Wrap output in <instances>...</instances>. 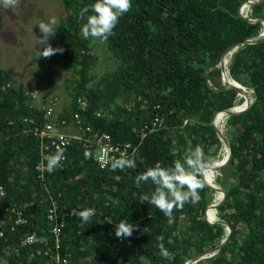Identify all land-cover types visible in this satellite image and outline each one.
<instances>
[{
	"label": "trees",
	"instance_id": "trees-1",
	"mask_svg": "<svg viewBox=\"0 0 264 264\" xmlns=\"http://www.w3.org/2000/svg\"><path fill=\"white\" fill-rule=\"evenodd\" d=\"M246 1L131 0L115 35L102 43L80 34L86 22L80 11L95 0H62L67 12L50 44L63 52L43 58L66 73L67 98L61 108L59 95L33 98L22 83L15 84L13 69L0 66V184L8 193L0 198V264H184L221 243L228 232L221 222L232 227L229 242L197 264H264V41L243 43L232 55L229 70L243 85L240 97L223 83L220 67L231 45L263 32L262 22L241 15ZM248 16L264 19V0L251 6ZM2 27L0 14V35ZM98 47L104 54L96 52ZM102 58L111 67L98 74ZM244 87L254 100L225 124L232 158L216 179L226 191L217 207L219 222L206 219L219 192L205 181L200 201L175 210L171 220L140 202L141 194L154 186L149 182L137 188L134 179L156 162L170 166L197 145L212 163L224 157L212 119L217 111L241 104ZM50 106L53 117L48 116ZM76 113L84 126L110 134L115 144H128L136 167L102 169L95 148L73 140L64 149L67 159L61 168L51 174L38 171L47 151L35 128L73 124ZM26 119L35 123L28 126ZM223 124L224 119L221 130ZM214 175L208 169L211 179ZM54 206L59 234L48 216ZM84 208L95 210L87 224L72 215V209ZM121 220L139 230L117 238L115 226ZM31 236L36 240L24 244ZM161 242L174 259L160 255Z\"/></svg>",
	"mask_w": 264,
	"mask_h": 264
},
{
	"label": "clouds",
	"instance_id": "clouds-1",
	"mask_svg": "<svg viewBox=\"0 0 264 264\" xmlns=\"http://www.w3.org/2000/svg\"><path fill=\"white\" fill-rule=\"evenodd\" d=\"M19 3L20 0H0V7L11 9L18 7ZM131 8V0H95L94 3L82 8L80 11L81 19H85L86 16V22L83 23L80 30L81 36L84 39L93 38L102 43L107 42L109 37L115 35L114 30L120 18L128 13ZM56 25L57 20L55 17L51 18L48 22L41 21L38 23V28L42 35L36 38V44L42 50L38 51L37 58L43 57L48 59L57 53L62 54V48H53L49 43V38L56 35ZM84 156L85 159H90L92 154L85 150ZM65 159V150L58 147L54 154L43 157V171L49 174L53 173L62 167V162ZM221 159L218 160L221 161ZM224 159L225 157H223ZM211 163L212 161L206 158L203 148L199 145L194 148L189 146L183 158L177 159L170 166H163L160 162H156L153 167H149L134 179L137 188L141 187L142 183L148 184L149 182L154 186V190L150 193L141 194L140 202H146L154 206L165 217L171 220L175 210H182L185 204H197L200 201V191L205 186L203 176L208 171ZM110 167L112 171H116L117 169L120 171L134 169L136 167V161L134 158L122 154L119 158L113 157L110 160ZM37 170H41V166L38 165ZM216 172L219 173L218 171ZM115 179L119 181L120 177L116 176ZM7 194L5 190V196ZM112 202L114 204L119 203L118 200H113ZM94 212L95 210L93 208H84L82 210L72 209V215L78 217L85 224L90 222ZM211 224L215 223L213 222ZM136 230H139L138 225L131 224L127 220H121L115 226V236L119 239L128 238ZM143 231H147V229L145 228ZM159 249L160 255L164 259H174L173 254L164 247L163 242L159 244Z\"/></svg>",
	"mask_w": 264,
	"mask_h": 264
},
{
	"label": "rangeland",
	"instance_id": "rangeland-1",
	"mask_svg": "<svg viewBox=\"0 0 264 264\" xmlns=\"http://www.w3.org/2000/svg\"><path fill=\"white\" fill-rule=\"evenodd\" d=\"M66 12L62 0H20L18 7L11 9L0 7L3 21L0 35V66L5 69H13L15 84L22 83L30 96H33L36 90L39 91V94L36 93L38 97L39 95L51 97L54 93L59 95L60 108L65 105L67 98V90L64 83L66 73L54 68L43 57L37 58L38 51L42 49L36 44V38L42 35L38 28L39 22H48L55 17L57 29ZM248 12H250V9L246 10L244 14L248 15ZM52 38H49V43H51ZM97 51L98 53L104 52L101 47L96 48ZM106 61L107 58L99 59L95 68L98 74L108 71L111 67ZM244 88L246 96L247 88ZM243 99L242 102H247L246 98ZM221 131L225 135L226 127L224 126ZM223 149H225L224 146L221 147L220 153L222 151L224 154ZM214 173L212 180L210 182L207 180V182L212 187L220 188L216 179L217 176L222 174ZM217 222L219 220L216 217L214 223ZM208 257L211 256L208 255Z\"/></svg>",
	"mask_w": 264,
	"mask_h": 264
},
{
	"label": "built area",
	"instance_id": "built-area-1",
	"mask_svg": "<svg viewBox=\"0 0 264 264\" xmlns=\"http://www.w3.org/2000/svg\"><path fill=\"white\" fill-rule=\"evenodd\" d=\"M36 93L38 92L36 91ZM36 93L33 94V98L38 97ZM234 107L237 108L238 105H235ZM54 114H55V109L50 106L48 110V116L53 117ZM74 119L75 120L73 124H67V125L63 124L61 127L60 125L56 123H48L43 129H40L39 127L35 128L34 134L40 138L41 143H42V149H45L47 151L45 155L54 154L55 152H53L52 149L56 150L58 147L66 149V147L70 145L73 140H78L79 142H81L88 148H91V147L95 148L94 158L102 169L110 165V160L113 157L119 158L122 154L129 156V151H128L129 145L128 144L124 146H121L120 143L115 144L113 143L112 137L110 134L108 133L98 134V132H95L91 126H87V127L84 126L82 117L79 113H76L74 115ZM26 121L28 123V126L30 124L35 123L34 119H26ZM185 122H187V120H185ZM226 122H227V119H226ZM63 123H66V122L64 121ZM161 123H154L153 127H158L161 125ZM220 154L226 157L228 155V152H227V155H224L222 151ZM66 159H67V156H66ZM66 159L62 162V165L66 161ZM221 161H223V158L221 159ZM43 164L44 162L42 160L39 163V166H41V170H43V167H42ZM203 178H204V181L206 180L205 183H207V179H205L206 178L205 174ZM219 195H221L220 192H219ZM4 196H5V189L3 185L0 184V198ZM220 200H221L220 196H218V201L215 202L214 204L218 203ZM209 210H210V207H208V209L206 210V219L208 220V222L213 223L215 221V218L217 217V210H215V212L212 213L213 219L212 217H210ZM57 213H58L57 208L56 206H54L53 209H50L48 216H49V220L55 223L53 231L59 234L61 227L58 225L59 216ZM23 221L24 220L20 219L18 222L21 223ZM35 240L36 238L34 236L28 237L24 241V244L32 243Z\"/></svg>",
	"mask_w": 264,
	"mask_h": 264
},
{
	"label": "water",
	"instance_id": "water-1",
	"mask_svg": "<svg viewBox=\"0 0 264 264\" xmlns=\"http://www.w3.org/2000/svg\"><path fill=\"white\" fill-rule=\"evenodd\" d=\"M263 0H248L246 2H244L241 7H240V13L243 17L247 18L249 21L251 22H257V21H260L263 23L264 25V19L262 18H252V17H249L248 15L244 14V8H248L250 9L251 6L255 5V4H258L260 2H262ZM247 9V10H248ZM261 41H264V31L256 36V37H253V38H250V39H247L246 41L244 42H238V43H235L233 45H231L227 50L226 52L223 54L222 56V59L220 61V67L222 69V75H223V83L228 85L230 88L236 90L238 92V94L241 91V84L238 83L236 80H234V84H227L226 81H225V75L227 76V72L228 74H230V70H229V63H230V60L232 58V55L234 54V52L240 47L241 44L243 43H258V42H261ZM231 76V74H230ZM232 77V76H231ZM243 89V88H242ZM252 102H248V104L244 107V108H241V109H238L236 110V108L233 106L231 108H227V109H223V110H219L217 111L214 116H213V119H212V123L214 124L215 126V129H216V132L222 142V146L225 147L226 151L228 152V155L225 157V159L223 161H221L220 163H211L209 169L212 170V172H216V171H219L221 170L222 168H224L231 160V154H232V148H231V145H230V141L226 138V136L223 134V132L221 131V129L219 128L218 124L216 125L215 124V118L218 116V114L220 113H224L226 115H228V117L232 116V115H239V114H242L243 112L247 111L250 106H251ZM206 182V180H205ZM208 186H210L208 184V182L206 183ZM211 188H214L215 190L219 191L221 193L220 196V201L216 204H212L210 205L209 207H213V209L217 210V207L219 205H221L225 199H226V191L224 189H222L221 187L220 188H215V187H212L210 186ZM222 224H226L227 226V229H228V232H227V235L225 237V239L216 247H214L213 249H210L202 254H198L192 258H190L189 260H187L184 264H195L196 262H198L199 260H202V259H206L208 258V255L209 256H213L215 254H217L222 248L223 246L229 242L230 238H231V235H232V227L227 224V222H221Z\"/></svg>",
	"mask_w": 264,
	"mask_h": 264
},
{
	"label": "bare ground",
	"instance_id": "bare-ground-1",
	"mask_svg": "<svg viewBox=\"0 0 264 264\" xmlns=\"http://www.w3.org/2000/svg\"><path fill=\"white\" fill-rule=\"evenodd\" d=\"M246 10H247V8H244V13L246 12ZM227 76H228L229 78H231V79H230V80H227L226 83H227V84H232V83H234V80L232 79V77L230 76V74H228V72H227ZM225 77H226V76H225ZM252 94H253L252 91L249 90V89L247 88V94H246V96L244 97V98H246V101H247V102H245V103L242 102L241 104H237L238 107L236 108V110L241 109V108H244V107L248 104V102H253L252 100L254 99V96H253ZM227 117H228V115H226V114H224V113L219 117V122H218L219 128H220V124H221L222 119H224L223 127L225 126ZM220 149H221V148H220ZM223 150L225 151V149H223ZM220 162H221V161L217 160V163H220ZM215 163H216V162H215ZM206 173H207L206 176H207V177L210 179V181H211L212 179L208 176V171H207ZM218 196H219V194H218ZM210 210H211L212 213L215 212V209H213V207L210 208Z\"/></svg>",
	"mask_w": 264,
	"mask_h": 264
},
{
	"label": "flooded vegetation",
	"instance_id": "flooded-vegetation-1",
	"mask_svg": "<svg viewBox=\"0 0 264 264\" xmlns=\"http://www.w3.org/2000/svg\"><path fill=\"white\" fill-rule=\"evenodd\" d=\"M218 172H220V170Z\"/></svg>",
	"mask_w": 264,
	"mask_h": 264
}]
</instances>
